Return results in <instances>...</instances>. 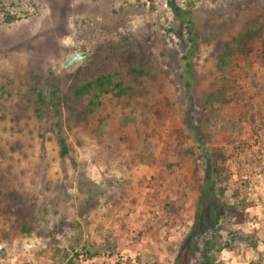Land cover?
Returning a JSON list of instances; mask_svg holds the SVG:
<instances>
[{
  "label": "rangeland",
  "instance_id": "rangeland-1",
  "mask_svg": "<svg viewBox=\"0 0 264 264\" xmlns=\"http://www.w3.org/2000/svg\"><path fill=\"white\" fill-rule=\"evenodd\" d=\"M146 1L0 0L22 18L6 25L0 16V251L7 253L0 264L74 258L77 225L80 245L99 254L73 264H192L191 251L201 250L221 200L205 161L166 164L176 161L178 144L196 147L191 126L221 77L239 95L225 110L237 127L226 121L213 143L231 154V184L250 183L241 192L243 219L231 230L256 232L264 257V34L248 60L232 61L231 77L217 69L223 45L264 18V0H154L153 10ZM185 21L197 44L190 51L169 31ZM75 54L84 58L64 68ZM103 73L133 90L123 104L107 96L99 113L81 117L85 102L71 99L73 89ZM51 86L60 126L51 113L34 112V88ZM131 111L133 120L124 121ZM171 203L178 214L165 208ZM24 223L28 233L20 231ZM255 259L244 247L220 254L224 264Z\"/></svg>",
  "mask_w": 264,
  "mask_h": 264
},
{
  "label": "trees",
  "instance_id": "trees-1",
  "mask_svg": "<svg viewBox=\"0 0 264 264\" xmlns=\"http://www.w3.org/2000/svg\"><path fill=\"white\" fill-rule=\"evenodd\" d=\"M189 4L194 0H188ZM146 3L150 5V9L154 8V0H147ZM146 3L140 5L143 8ZM33 7V4H32ZM0 16L3 24L9 25L16 21L21 20V17L12 14L6 9L3 4H0ZM28 17V16H26ZM191 24L189 21H185L178 30H169L174 34L176 38L180 40L184 45H187L188 50H194L197 44L194 41V34L190 30ZM185 31L188 32V38H184ZM264 34V18L262 20L253 21L248 27L240 32L236 37L223 45L222 54L217 62V69L221 75L230 74L232 76L235 70L232 66V61L236 57H243L248 60L250 55L255 51L254 42L261 39ZM187 57V56H186ZM134 74L147 75L144 72H133ZM223 85H213L214 91L209 92L200 105L198 111V118H196L197 126L195 129L191 126L193 139L196 143V147H186L183 144L177 145L176 161L166 164L169 169L178 166L182 160L189 159L195 161V164L199 160H203L207 163L209 171L212 174V181L215 188V193L221 200L222 207L218 212V216L215 218L209 231L202 236L201 250L191 251L193 258L192 264H224L220 260V254L223 250H229L236 252L240 247H244L247 251L253 252L256 255V259L252 264H264V257L257 252V244L259 238L257 233L246 235L242 232H235L231 230L232 222H240L243 219L244 210L247 207L246 197L241 196L242 191H246L250 185L249 181L241 180L235 184H231V174L228 171L226 164L231 158V154L226 149L219 145H214L213 137L220 131L222 125L225 122L231 124L232 127H237L234 122H228L225 119V110L239 95L234 90V82L231 80L227 82L226 78L221 77ZM40 82L41 79H38ZM50 83V81H49ZM37 86L39 83L37 82ZM236 87V86H235ZM52 90L47 92L35 87L34 92V112L51 113L55 118V122L60 126L61 122V105L59 103V96L57 88L51 86ZM234 91H233V90ZM133 88L130 84H126L122 79L118 78L117 74L103 73L95 76L88 81L77 84L72 92L71 99L75 103L85 102L83 107V113H80L81 117L91 116L99 113L103 107H106V97L113 98L116 102L123 104L126 97H129V93ZM66 98L65 100H68ZM110 99V98H109ZM135 111H131L129 115L124 118V121H132ZM230 137V133L228 134ZM58 145L60 147V157L64 158L68 154V147L66 140L63 136H58ZM195 171H197L195 169ZM4 195L0 193V216L4 215L2 204L6 203ZM2 203V204H1ZM176 204H167L165 207L168 211H173L176 214L179 210L176 209ZM16 208V207H15ZM17 209V208H16ZM7 211V210H6ZM18 212V209L16 210ZM10 214L13 212L8 211ZM81 219L85 223L86 227L88 222L86 221L85 213L80 214ZM29 225L24 223L21 225V233H28ZM77 233L72 238V242L69 244V249L73 253L74 258H64L61 260L56 256L48 257L52 262H45V264H73L74 260L80 255L86 254L88 257H93L99 254V251L86 244L80 245L82 242V228L77 225ZM7 239L6 236H2L1 239ZM79 249V250H77ZM55 251L54 248L51 249ZM55 253H59L56 251ZM53 255V254H52ZM7 257L5 250L0 251V258ZM57 258V259H56ZM178 264V263H177Z\"/></svg>",
  "mask_w": 264,
  "mask_h": 264
},
{
  "label": "water",
  "instance_id": "water-1",
  "mask_svg": "<svg viewBox=\"0 0 264 264\" xmlns=\"http://www.w3.org/2000/svg\"><path fill=\"white\" fill-rule=\"evenodd\" d=\"M84 58V55L75 54L71 56L63 65L64 68H67L71 65H73L77 61H81Z\"/></svg>",
  "mask_w": 264,
  "mask_h": 264
}]
</instances>
